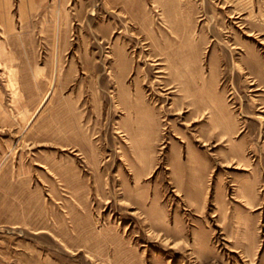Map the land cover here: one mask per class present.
Here are the masks:
<instances>
[{
    "label": "rangeland",
    "instance_id": "obj_1",
    "mask_svg": "<svg viewBox=\"0 0 264 264\" xmlns=\"http://www.w3.org/2000/svg\"><path fill=\"white\" fill-rule=\"evenodd\" d=\"M0 264H264V0H0Z\"/></svg>",
    "mask_w": 264,
    "mask_h": 264
}]
</instances>
